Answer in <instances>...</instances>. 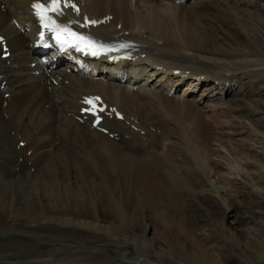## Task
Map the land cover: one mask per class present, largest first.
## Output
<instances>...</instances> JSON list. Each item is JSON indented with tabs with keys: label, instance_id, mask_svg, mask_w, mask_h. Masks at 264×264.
I'll use <instances>...</instances> for the list:
<instances>
[{
	"label": "bare ground",
	"instance_id": "6f19581e",
	"mask_svg": "<svg viewBox=\"0 0 264 264\" xmlns=\"http://www.w3.org/2000/svg\"><path fill=\"white\" fill-rule=\"evenodd\" d=\"M31 1L0 0V35L11 52L8 65L0 59V130L26 141L20 158L35 162V172L39 166L21 180L23 195L11 181L0 183L7 194L0 211L10 215H0V264H264L258 234L264 229V152L253 159L224 156L231 125L207 126L192 105L199 93L225 107L215 117L245 121L246 138L264 144V0H78L91 18L111 14L98 31L127 33L146 58L111 69L67 62L63 70L71 73L62 80L68 86L59 88L51 83L54 75L40 73ZM4 93L10 94L6 107ZM88 94L138 117L142 134L108 122L117 141L79 123L71 114ZM211 145L225 163L222 171L210 161ZM238 198L249 204L239 216ZM182 199L184 215L202 209L184 229L198 262L152 239L145 223L148 208L172 213V201Z\"/></svg>",
	"mask_w": 264,
	"mask_h": 264
},
{
	"label": "rangeland",
	"instance_id": "374dc122",
	"mask_svg": "<svg viewBox=\"0 0 264 264\" xmlns=\"http://www.w3.org/2000/svg\"><path fill=\"white\" fill-rule=\"evenodd\" d=\"M158 1L163 2L164 0H158ZM155 89L159 90V87L158 88L155 87ZM132 92L135 93V90H133ZM234 92L240 94V91H238L236 89V87L234 88ZM166 95H168V94H166ZM199 96H200L199 93L196 94V96H194V100H197V101L195 103L193 102L192 105H194V107L196 109H199L200 116L205 120V122H208L207 126H209V123L214 124V122H215L216 124H218L220 121L223 122V124H224V122H229V124L231 125V129H232L231 134H233V135H231V138L228 139V144L226 145V150L224 152L225 153L224 156H226L230 159L231 158L235 159V160H242L243 158H248V157L250 159H253V158H255L254 157L255 155L257 156V154H261V152H264V144H260V143L256 142V140L254 142H252L251 140L246 138L249 126H247L246 123L245 124L242 123L245 121H243V120L240 121L239 119L236 120L233 117L227 118V117H225L226 115H224V114H222V115L219 114V116L215 117V115L217 114V111L218 110L223 111L225 107L224 108L219 107L216 104H214L215 102H211V103H209L207 101L205 102L204 98L199 99ZM188 98L192 99L193 97L192 98L188 97ZM227 98L228 97H225L224 99H227ZM234 99H236V98H233L231 100H234ZM229 103H231V102L229 101ZM233 103H236V102H233ZM226 113L231 114L228 111H226ZM260 116H261L262 120L264 121V110L263 109L260 111ZM211 118H214V119H211ZM211 126H213V125H211ZM155 130L156 129L153 128V130H151V131L155 132ZM4 133L5 132H3V131L0 132V153L2 152L0 154V159H1L0 165L2 166L0 168L2 170V172L0 170V183H3L4 180L5 181H11L12 188H14L16 190L19 189L20 194L23 195L24 192H23L21 180L24 179L26 176L33 177L34 175H36L35 173H37L39 171V166L37 167V172H35V162L27 161V163H26V161H22V160L20 161L21 158H20V155L18 153V152H20V148H17V146H16L17 142H14V140L12 139V136H13L12 134L9 135V134L5 133L6 135H4ZM2 135H3V137H2ZM7 136H9L10 139L9 138L7 139L6 138ZM128 139L131 140L130 138H128ZM11 142H13V144ZM2 145L3 146L5 145L4 146L5 148ZM208 149H209L208 150V156L210 158V161L213 162L218 167V169H219L218 171H222L225 168V163H224L223 159L219 156L217 150L215 149V147L213 145H211ZM2 154H3V156H2ZM12 156L14 157V159H12ZM10 157H11V159H10ZM6 162H7V164H6ZM10 162H12V163H10ZM16 164H17V166H16ZM4 167H6V168L4 169ZM11 168H13V169H11ZM9 169H10V171H9ZM4 170L8 171V172L5 173ZM11 175H13V176H11ZM14 176H16V177H14ZM213 179H214V181L217 182V184H220V186H222V187H226V184L228 183V182L225 183V182L218 181V177H214ZM107 187H109V186H106L105 188H107ZM3 189L6 190L4 187H0L1 193H2V191H4ZM119 192H121L120 189H119ZM11 194L13 197L14 191H12ZM0 195H2V198H0V199H5V197L7 196L6 193L5 194L2 193ZM108 195L110 197H112V191H109ZM257 197L259 198V196H257ZM262 197L260 198V200L263 199V201H264V195H262ZM131 201H132V207H133V209H135L137 203H135L132 199H131ZM246 203H247V205H246ZM15 204H16V202H15ZM183 204H184L183 199L181 201H179L178 203H175L172 201L171 207L168 209L171 211L173 210L174 212H172V213L169 211L166 212L165 209H162L161 211L156 210V212L154 213V212H152L153 210H150V208H148V210L145 212V223L151 227L149 234L152 235V239H154V240L156 239V240L162 242L164 247L170 248L173 251L177 252V254L180 255V259L189 260L190 263H192V261H195V260L198 262L199 261L198 260L199 250L195 249L194 246L191 245L192 242L190 243V241H189L190 233H186L184 231V229L185 228L187 229L189 227V225L193 224V218L196 217L201 212L200 210H202V209L198 210L199 213L196 214V213H194L193 210L189 211V208H187L189 212H186L187 214L184 215L179 210V207ZM234 205L236 208L235 211L238 213L237 216H239L241 214V212H244L245 209H247V207L249 206L248 202H245V201L243 202L240 198L236 199ZM0 215L3 217L7 216L10 218V215H8L7 213L2 212V211H0ZM258 234H259V238H260V243L262 244L261 248H260L259 256L262 259H264V229L259 230ZM185 238L188 240H186ZM185 248L192 251V254L190 255V257L187 254H185V250H186ZM175 252H174V254L176 255ZM196 255H198V256H196Z\"/></svg>",
	"mask_w": 264,
	"mask_h": 264
},
{
	"label": "snow or ice",
	"instance_id": "6c2138e0",
	"mask_svg": "<svg viewBox=\"0 0 264 264\" xmlns=\"http://www.w3.org/2000/svg\"><path fill=\"white\" fill-rule=\"evenodd\" d=\"M61 4H63L64 7L71 6L74 10L78 11L75 4L70 3V0H35V2L32 3L31 7L35 10V15L39 18L40 22L42 23L43 27L48 29L51 32H56V40L57 42L64 43L61 39L60 33L67 32L72 37H75L77 40H84V37L78 36L75 32H71L69 28L66 25H59L56 24V21L52 19L51 16L48 15V13H56L57 15H61ZM87 19V18H85ZM45 21H48L47 23ZM90 23H96L95 21H91ZM98 98H88L85 99L84 103L93 105L94 106V100H97ZM88 111H91V108L87 109ZM103 111V109H101Z\"/></svg>",
	"mask_w": 264,
	"mask_h": 264
}]
</instances>
